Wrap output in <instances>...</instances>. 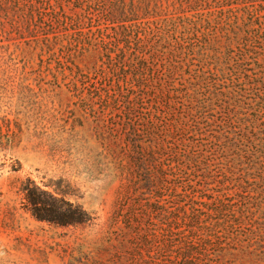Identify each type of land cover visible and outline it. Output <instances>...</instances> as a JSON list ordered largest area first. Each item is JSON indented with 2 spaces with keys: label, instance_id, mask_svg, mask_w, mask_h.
<instances>
[{
  "label": "trees",
  "instance_id": "16d2710c",
  "mask_svg": "<svg viewBox=\"0 0 264 264\" xmlns=\"http://www.w3.org/2000/svg\"><path fill=\"white\" fill-rule=\"evenodd\" d=\"M35 57L99 82L107 107L123 106L137 120L124 125L150 143L146 157L123 148L146 172L144 185L133 178L136 205L123 193L98 257L73 249L68 264H264V0H0V75L35 69ZM158 65L166 111L148 89ZM144 100L155 105L136 108ZM133 176L122 162L119 178ZM22 191L39 222L94 225L30 180Z\"/></svg>",
  "mask_w": 264,
  "mask_h": 264
},
{
  "label": "rangeland",
  "instance_id": "374dc122",
  "mask_svg": "<svg viewBox=\"0 0 264 264\" xmlns=\"http://www.w3.org/2000/svg\"><path fill=\"white\" fill-rule=\"evenodd\" d=\"M67 12L72 13V7ZM54 32L62 36L60 30ZM33 36L40 45L47 42L45 32ZM218 38L225 40L223 33ZM35 58V69L25 71L20 65L18 72L0 75V264H68L66 252L79 248L98 257L123 193L128 192L129 206H135L142 191L135 192L134 180L140 179L142 185L146 180V172L137 173L123 150L128 145L125 148L145 157L150 151L148 138L124 125L137 120L123 106L107 107L99 82L62 73L56 62L51 70L49 61L39 67L40 58ZM77 65L86 74L94 59L80 56ZM153 76L148 89L154 90L152 97L166 111L171 86L159 65ZM181 82L185 80L177 86ZM115 84L112 80L110 86ZM142 105L152 107L155 102H137L136 108ZM122 162L134 173L125 182L119 178ZM29 180L82 206L92 213L94 225L57 228L37 221L22 191Z\"/></svg>",
  "mask_w": 264,
  "mask_h": 264
}]
</instances>
